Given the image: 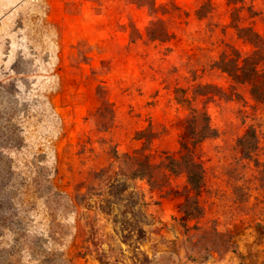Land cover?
Here are the masks:
<instances>
[{
	"label": "rangeland",
	"instance_id": "1",
	"mask_svg": "<svg viewBox=\"0 0 264 264\" xmlns=\"http://www.w3.org/2000/svg\"><path fill=\"white\" fill-rule=\"evenodd\" d=\"M245 27L264 35V0H0V146H20L9 150L18 181L34 167L45 185L51 173L73 191L108 165L114 145L120 156L139 148L147 126L151 152H175L193 108L205 107L217 132L200 145L203 213L188 223L172 214L179 198L146 180L128 179L125 194L138 192L145 216L127 203L103 210L105 180L76 206L40 193L36 225L59 232L46 243L63 264H264V97L217 67L230 48L252 53ZM193 79L219 82L223 95L180 104L186 93L175 88ZM107 99L114 118L97 116ZM126 220L143 235L123 232Z\"/></svg>",
	"mask_w": 264,
	"mask_h": 264
},
{
	"label": "trees",
	"instance_id": "2",
	"mask_svg": "<svg viewBox=\"0 0 264 264\" xmlns=\"http://www.w3.org/2000/svg\"><path fill=\"white\" fill-rule=\"evenodd\" d=\"M244 30L241 36L252 45V53L243 56L237 49L230 48L220 56L217 67L227 73L234 82L249 84L251 92L257 98H263L264 35L254 32L250 27H245ZM142 38L140 36V38L132 39L131 44L136 42L139 44ZM151 40L163 42L161 38L154 35L151 36ZM147 69L150 70L148 73L151 75L157 74L156 68L153 69L147 65L144 66V73ZM140 78L136 76L133 80L138 81ZM218 83L203 85L193 79L188 83L189 88L176 87L175 91L182 90L186 93L180 104L189 105L193 100H201L206 105L213 101L215 96L223 95L221 89H218L220 88ZM210 85L214 88L213 92L207 91L211 89ZM155 94H158V90ZM103 104L97 116L103 117V114L107 113L110 118H114L117 108L115 101L107 99ZM182 124L184 131L181 134L179 148L175 152L162 150L159 156L154 154L156 151L151 152L155 138L153 133L148 132L149 126H147V129L139 130L136 135L137 140L142 144L139 148L120 156L114 145L112 159L108 165L93 171L82 186L73 188V191L60 187L63 177L58 175L54 178L51 177L54 176L51 173L46 179L48 185H45L42 179L34 177L31 172L35 170L34 167L27 170L30 176H23L22 180L18 181L16 167L9 150L14 147L20 148V146H0V264H63L59 259L62 258L60 254L64 252L59 253L53 247L47 246L49 240L54 239V236L56 238L59 232L53 230L47 233L36 225L40 214L37 198L41 197L40 193L43 191L49 193L47 197L49 202L55 204L61 198L67 205L76 206V199L85 197L84 188L88 189V185L90 187L96 180L98 182L105 180L108 198L106 205H101L103 210L116 213L115 210L118 209L119 204L127 203L131 208L138 207V216H145L141 208L142 199L138 192L130 191L129 195L125 194L131 188L128 179L146 180L151 189L163 191L162 198L167 200L179 198L177 201L179 203L172 209L175 220L188 223L192 219L201 217L203 211L199 197L205 186L207 159L201 153L200 145L204 140L216 136L217 132L210 124V116L205 107L198 110L191 109L187 117L182 119ZM115 156L116 159L113 160ZM173 176L184 177L185 184L178 187L173 182ZM33 195L35 202L31 198ZM46 211L54 213V208L49 206ZM49 215L53 217L52 214ZM121 224H123L122 231L128 230V235L135 234L136 237H141L144 233L142 227L131 229L129 226L132 221H122ZM56 227L58 228L57 225ZM123 237L126 238V236Z\"/></svg>",
	"mask_w": 264,
	"mask_h": 264
}]
</instances>
